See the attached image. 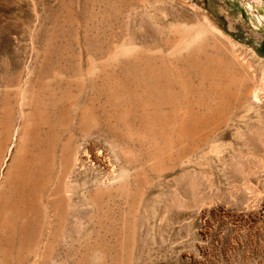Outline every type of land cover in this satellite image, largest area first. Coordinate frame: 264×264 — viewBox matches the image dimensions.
Wrapping results in <instances>:
<instances>
[{
  "label": "rangeland",
  "instance_id": "1",
  "mask_svg": "<svg viewBox=\"0 0 264 264\" xmlns=\"http://www.w3.org/2000/svg\"><path fill=\"white\" fill-rule=\"evenodd\" d=\"M0 264H264V0H0Z\"/></svg>",
  "mask_w": 264,
  "mask_h": 264
},
{
  "label": "bare ground",
  "instance_id": "2",
  "mask_svg": "<svg viewBox=\"0 0 264 264\" xmlns=\"http://www.w3.org/2000/svg\"><path fill=\"white\" fill-rule=\"evenodd\" d=\"M190 38V37H189Z\"/></svg>",
  "mask_w": 264,
  "mask_h": 264
}]
</instances>
